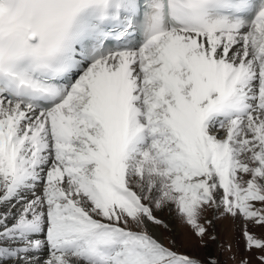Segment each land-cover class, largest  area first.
Segmentation results:
<instances>
[{"label":"snow or ice","instance_id":"1","mask_svg":"<svg viewBox=\"0 0 264 264\" xmlns=\"http://www.w3.org/2000/svg\"><path fill=\"white\" fill-rule=\"evenodd\" d=\"M164 210L219 255L166 245ZM241 243L264 264V0H0V264Z\"/></svg>","mask_w":264,"mask_h":264},{"label":"rangeland","instance_id":"2","mask_svg":"<svg viewBox=\"0 0 264 264\" xmlns=\"http://www.w3.org/2000/svg\"><path fill=\"white\" fill-rule=\"evenodd\" d=\"M158 217L162 219L167 225V228L159 227L158 232L155 233L163 242L172 246V241H175L178 246V250L186 252L190 255H197L201 258H205L209 255H219L214 242H210L208 247H201L200 241L193 235L191 229L178 218L174 212L164 210L157 213ZM220 236L221 240H227L229 242H235L237 239L236 230L230 220H217L215 222L214 229ZM228 253H224L220 258L222 261H226L227 264H236V261L228 259ZM250 255L253 264H258L255 260L254 254L244 252L243 244H240V251L237 259L240 256Z\"/></svg>","mask_w":264,"mask_h":264},{"label":"bare ground","instance_id":"3","mask_svg":"<svg viewBox=\"0 0 264 264\" xmlns=\"http://www.w3.org/2000/svg\"><path fill=\"white\" fill-rule=\"evenodd\" d=\"M153 231H154L155 233H157V232H158V228H154Z\"/></svg>","mask_w":264,"mask_h":264}]
</instances>
